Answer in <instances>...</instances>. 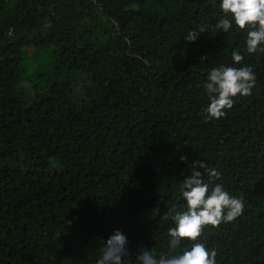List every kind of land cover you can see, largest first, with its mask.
<instances>
[{
	"label": "trees",
	"instance_id": "obj_1",
	"mask_svg": "<svg viewBox=\"0 0 264 264\" xmlns=\"http://www.w3.org/2000/svg\"><path fill=\"white\" fill-rule=\"evenodd\" d=\"M216 14L213 0H0V264H95L116 230L129 264L166 253L164 215L197 161L245 203L200 241L217 264H264V52L213 31ZM225 64L255 85L209 118L203 84Z\"/></svg>",
	"mask_w": 264,
	"mask_h": 264
},
{
	"label": "clouds",
	"instance_id": "obj_2",
	"mask_svg": "<svg viewBox=\"0 0 264 264\" xmlns=\"http://www.w3.org/2000/svg\"><path fill=\"white\" fill-rule=\"evenodd\" d=\"M213 3L217 9L215 23L211 25L213 31L226 34L244 30L243 51L248 54L264 52V0H213ZM199 33H204L203 27L188 31L186 41L194 43ZM244 59L240 49L231 52L233 65H241ZM255 80L251 67L246 65L225 64L212 68L203 84L209 101L205 109L208 117H224L226 110L233 107L235 97L251 95ZM190 169L179 186L180 199L184 203L179 207L173 205L164 215V219L172 221L167 229V252L141 249L135 264H217L216 250L208 248L199 238L206 226H218L240 217L245 208L244 199L232 195L222 183L212 186L211 179H219L220 173L205 163L193 162ZM205 175L209 182H205ZM155 214L158 209L154 210ZM126 245V236L116 230L104 242L95 264H129Z\"/></svg>",
	"mask_w": 264,
	"mask_h": 264
}]
</instances>
